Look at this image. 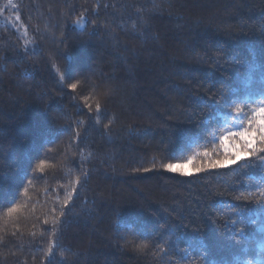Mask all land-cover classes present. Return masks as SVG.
I'll use <instances>...</instances> for the list:
<instances>
[{
	"label": "trees",
	"instance_id": "1",
	"mask_svg": "<svg viewBox=\"0 0 264 264\" xmlns=\"http://www.w3.org/2000/svg\"><path fill=\"white\" fill-rule=\"evenodd\" d=\"M13 4L24 30L0 23V264H264V206L236 199L259 198L264 164L142 171L219 149L213 93L243 94L244 64L264 86V0Z\"/></svg>",
	"mask_w": 264,
	"mask_h": 264
},
{
	"label": "snow or ice",
	"instance_id": "2",
	"mask_svg": "<svg viewBox=\"0 0 264 264\" xmlns=\"http://www.w3.org/2000/svg\"><path fill=\"white\" fill-rule=\"evenodd\" d=\"M9 4H12V0H8ZM15 8L16 5L12 4ZM19 18V17H18ZM246 69L245 77L242 81L243 94H237L231 89L222 87L217 97L216 93H213V99H218V102L224 106L225 120L220 121L214 128L218 129L222 134L219 135V149L216 151H196L192 155H189L186 159L179 162H164L153 163L151 168H143L142 171L148 172L159 167L166 172L176 173L180 176H187L192 174L211 172L219 169L222 165H237L241 160L244 161L245 171L256 167L257 164H264V86L253 89L252 84L254 80V73L256 68L252 64H244ZM62 80L68 79L67 75L61 76ZM261 84L264 85V74L260 76ZM77 83H71L68 87L72 90L77 89ZM215 87V85H213ZM211 91V89H209ZM111 94L110 91L105 95ZM101 105L97 102V112H100ZM209 119H211V112H209ZM227 121H235L237 127L235 130L225 131V128L230 127ZM99 122V121H97ZM82 123V122H81ZM108 125H105L107 128ZM79 135V133H77ZM222 151V155L220 154ZM161 159H165L161 157ZM175 159V158H170ZM194 170L189 172L188 169ZM44 168V162L41 161L37 166V171H42ZM141 169H133V171H140ZM75 187V186H73ZM259 198L255 193L250 192L246 195L237 196L236 199L252 200L264 206V188H259ZM73 197L72 192H68L67 199L64 201L65 206L68 205V201ZM18 210L17 206H13L8 209V214ZM61 214L64 212L62 210ZM246 213L244 210H240V218L242 219ZM60 220V217L52 220V224L56 225ZM48 223V221H45ZM235 223V221H233ZM55 231V229H53ZM264 231V229H262ZM246 229L239 227L236 229V235L233 237L237 243L241 242V238L245 236ZM123 238V237H122ZM3 237H0L2 240ZM158 246V245H157ZM149 248V244L141 242L135 246L138 252H145V249ZM56 254L55 248L52 244L48 245L45 251V256L49 259ZM61 260L58 264H62L65 259L63 252L60 253ZM188 264H200L198 260H190ZM246 264H253L252 260H247Z\"/></svg>",
	"mask_w": 264,
	"mask_h": 264
},
{
	"label": "rangeland",
	"instance_id": "3",
	"mask_svg": "<svg viewBox=\"0 0 264 264\" xmlns=\"http://www.w3.org/2000/svg\"><path fill=\"white\" fill-rule=\"evenodd\" d=\"M9 5L11 4H9L8 0H0V23L11 24L22 32L24 30V25L19 14L16 11H10L11 9L8 10V14H4V10H6Z\"/></svg>",
	"mask_w": 264,
	"mask_h": 264
}]
</instances>
